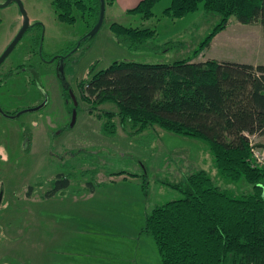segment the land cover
<instances>
[{
	"label": "rangeland",
	"instance_id": "obj_1",
	"mask_svg": "<svg viewBox=\"0 0 264 264\" xmlns=\"http://www.w3.org/2000/svg\"><path fill=\"white\" fill-rule=\"evenodd\" d=\"M138 1L105 2L99 29L84 38L74 53L81 60L80 67L75 65L76 73L80 69V75L87 77L114 60L170 63L212 58L264 64V30L259 21L244 24L231 15L209 45L193 56L219 16L203 11L200 4L195 12L171 17L164 13L170 0H159L151 8L152 15L143 18L127 11ZM21 2L29 20H39L45 27L38 48L46 56L82 38L95 19L88 2L83 10L72 8L73 23L58 19L52 0ZM20 17L16 2L0 7V52L14 35ZM113 21L154 29L149 46L134 50L119 43L109 28ZM34 31L38 33L33 26L23 34L3 67L15 63L31 43ZM73 77L69 75L71 87L75 83ZM40 85L51 99V87L45 79ZM83 105L77 107L73 124L65 126L59 135L52 131L45 135L39 129L38 141L31 146L18 140L12 143V138L4 148L0 145L9 157L7 163H0V264H83L82 260L89 263L101 258L105 261L113 241L128 235L132 238L135 224L144 225L146 209L150 211L155 205L181 197L165 181L177 182L192 170L203 169L214 185L230 195L251 191L244 179L231 181L221 176L204 140L173 134L157 125L137 130L130 121H120L116 105L109 101L93 105L86 100ZM108 112L114 123L112 133L102 129ZM253 139L255 143L264 141V136ZM254 149L262 157L256 162L252 153L254 162L264 165L263 151ZM58 174L68 176V186L45 197ZM126 221L133 222V230L123 225ZM84 237L100 239L98 244L104 251L83 250L79 239ZM140 238L136 257L148 258L150 264H162L151 236L143 233ZM118 261L110 254L109 262Z\"/></svg>",
	"mask_w": 264,
	"mask_h": 264
},
{
	"label": "trees",
	"instance_id": "obj_2",
	"mask_svg": "<svg viewBox=\"0 0 264 264\" xmlns=\"http://www.w3.org/2000/svg\"><path fill=\"white\" fill-rule=\"evenodd\" d=\"M83 0H53L60 20L73 23L72 8ZM113 0H105L112 2ZM159 0H139L127 11L152 15ZM91 4L96 22L99 0ZM203 11L219 20L199 42L193 56L235 15L237 21H259L264 30V0H170L164 13L182 17ZM117 41L139 50L148 45L154 29L109 23ZM85 101L112 102L120 121L137 130L157 125L170 133L204 140L221 176L244 179L251 191L234 196L212 183L203 169L165 183L181 197L155 205L140 231L153 239L162 264H264V165L252 158L253 136H264V64L229 60L181 59L170 63L112 61L85 78ZM102 129L114 132L111 112ZM69 184L58 174L44 196L61 192Z\"/></svg>",
	"mask_w": 264,
	"mask_h": 264
},
{
	"label": "flooded vegetation",
	"instance_id": "obj_3",
	"mask_svg": "<svg viewBox=\"0 0 264 264\" xmlns=\"http://www.w3.org/2000/svg\"><path fill=\"white\" fill-rule=\"evenodd\" d=\"M1 2L4 0H0ZM12 2L15 1L10 3ZM82 2L84 6V0ZM76 9L81 10L80 8ZM55 12L58 13L56 10ZM21 20L20 17V23L16 27L14 35L21 25ZM33 26L38 30V33L34 31L31 43L17 57L15 63L3 67V63L15 46L0 62V145L3 148L7 146V142H11V138L12 143L18 140L17 142L21 141L26 146H31L35 141H38L39 129L45 131V135L48 131L61 134L65 126L71 125L73 111L76 114L77 107L85 103L84 82L85 78L90 75L87 77L85 74L80 75V69L76 73L75 65L80 67L81 60L80 56L74 55L80 48L81 38L70 43L68 48L46 56L40 50L41 48H38L45 27L39 20H29L25 32ZM70 74L74 76V88L69 82ZM42 79H45L51 87V99L48 91L40 85ZM74 90L77 92V96ZM1 162L3 164L4 161L0 159ZM0 189H2L1 186Z\"/></svg>",
	"mask_w": 264,
	"mask_h": 264
},
{
	"label": "crops",
	"instance_id": "obj_4",
	"mask_svg": "<svg viewBox=\"0 0 264 264\" xmlns=\"http://www.w3.org/2000/svg\"><path fill=\"white\" fill-rule=\"evenodd\" d=\"M205 60V59H202ZM218 60V59H217ZM253 64V63H252ZM258 142H264V141H257ZM260 150L263 151L264 153V147H259ZM151 210V209H150ZM149 211H147V209L144 211V218L146 216V214ZM141 220V219H139ZM127 224V230L131 231L133 230L132 228V224L133 222H129L126 221L125 223H123V225ZM131 225V227H130ZM134 226V225H133ZM141 225L138 223L137 226L135 224L134 226V236L132 238L129 237V235L127 237H124L123 239H120L119 241H113V244L111 246H109L108 249V253H106L108 255L107 258H105V261L101 259H98L97 261L95 260H91L89 263H87V260H82L83 264H150V259L148 260V258L143 259L142 257H136V252H137V248L139 247V241H140V237L141 234H143L140 229H141ZM98 242H101L100 239H98L97 237H92V238H81L79 239V244L81 245L80 247L85 250V249H89V250H94L98 252V249L104 251V248L101 246V244H98ZM132 253V255H131ZM110 254L111 255H115L116 257H118V262H109L110 260ZM139 260H141V262H139ZM78 264H82L80 261L78 262Z\"/></svg>",
	"mask_w": 264,
	"mask_h": 264
},
{
	"label": "water",
	"instance_id": "obj_5",
	"mask_svg": "<svg viewBox=\"0 0 264 264\" xmlns=\"http://www.w3.org/2000/svg\"><path fill=\"white\" fill-rule=\"evenodd\" d=\"M11 1H15L18 4L22 20H21V25H20L19 29L17 30L16 34L13 36V38L7 44L4 51L1 53L0 62L13 49V47L18 42V40L21 38V36L26 31V29L29 25V18L27 17V14L23 8L21 0H4V2L0 3V6H5L8 3H10ZM104 5H105V0H99V12H98L97 20L93 24L91 29L84 36H82V38L80 40H83L86 37L93 36L96 33V31L99 29L100 25L102 24L103 17H104ZM74 119H75V112L73 111L70 124H73ZM252 147H264V142L254 143V144H252Z\"/></svg>",
	"mask_w": 264,
	"mask_h": 264
},
{
	"label": "built area",
	"instance_id": "obj_6",
	"mask_svg": "<svg viewBox=\"0 0 264 264\" xmlns=\"http://www.w3.org/2000/svg\"><path fill=\"white\" fill-rule=\"evenodd\" d=\"M256 137V136H253V138ZM253 141L251 142V145L254 144V139H252ZM256 147H252V153H253V157H254V160L257 162V161H260V158H262L261 156H258V153L255 151Z\"/></svg>",
	"mask_w": 264,
	"mask_h": 264
},
{
	"label": "clouds",
	"instance_id": "obj_7",
	"mask_svg": "<svg viewBox=\"0 0 264 264\" xmlns=\"http://www.w3.org/2000/svg\"><path fill=\"white\" fill-rule=\"evenodd\" d=\"M0 159H2L5 163H7V155L4 154L3 148H0ZM6 207V205H5Z\"/></svg>",
	"mask_w": 264,
	"mask_h": 264
}]
</instances>
